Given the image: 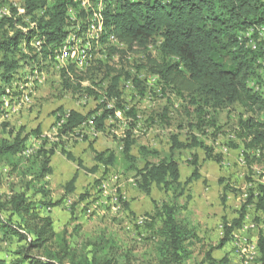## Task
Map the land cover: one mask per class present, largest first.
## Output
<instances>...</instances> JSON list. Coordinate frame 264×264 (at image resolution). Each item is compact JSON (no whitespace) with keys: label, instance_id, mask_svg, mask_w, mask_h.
Returning a JSON list of instances; mask_svg holds the SVG:
<instances>
[{"label":"clouds","instance_id":"9594fccd","mask_svg":"<svg viewBox=\"0 0 264 264\" xmlns=\"http://www.w3.org/2000/svg\"><path fill=\"white\" fill-rule=\"evenodd\" d=\"M212 5L0 0V264H264V0Z\"/></svg>","mask_w":264,"mask_h":264},{"label":"trees","instance_id":"16d2710c","mask_svg":"<svg viewBox=\"0 0 264 264\" xmlns=\"http://www.w3.org/2000/svg\"><path fill=\"white\" fill-rule=\"evenodd\" d=\"M159 2V0H157ZM213 0H199V2H196V0H168V4L171 5V11L167 13V16L171 17V23H175L178 26H183L185 23H187L189 20H191L194 16L200 15V9L201 7L207 8L209 12H211ZM227 7V5H225ZM149 14L151 13V9L149 10ZM154 18L160 19L163 18L160 11L157 10L156 14L154 15ZM211 20L216 22L218 25L222 24L223 21L220 16H210ZM217 31H219V28H217ZM191 33L189 32V35ZM210 40H215L216 36L212 34L211 31L208 33ZM259 99V97H257ZM27 211V209H25ZM7 225V221L3 220V217L0 216V226ZM32 247V245H30ZM28 257L26 256L25 259ZM34 264H45L44 261L39 260L36 256L31 257Z\"/></svg>","mask_w":264,"mask_h":264}]
</instances>
